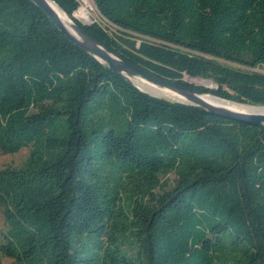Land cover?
<instances>
[{
    "label": "trees",
    "instance_id": "trees-1",
    "mask_svg": "<svg viewBox=\"0 0 264 264\" xmlns=\"http://www.w3.org/2000/svg\"><path fill=\"white\" fill-rule=\"evenodd\" d=\"M53 1L130 65L264 106V0H91L115 35ZM23 148L0 169V264H264V125L145 94L0 0V152Z\"/></svg>",
    "mask_w": 264,
    "mask_h": 264
},
{
    "label": "water",
    "instance_id": "water-1",
    "mask_svg": "<svg viewBox=\"0 0 264 264\" xmlns=\"http://www.w3.org/2000/svg\"><path fill=\"white\" fill-rule=\"evenodd\" d=\"M29 1L33 3L49 19V21L64 36H66L69 39L71 43L76 45L80 50L84 51L85 53L95 58L101 64L106 65L110 71L127 80L129 83H131L141 92L148 94L142 91L140 88H138L135 84H133L130 78L145 80L146 82H149L153 85L163 86L168 89L174 90L180 93L182 96H184L189 102V103H180V102H175V103L195 106L217 117L229 119L236 122H242L249 125H264V115L257 113L241 112L238 110L230 109L224 105L211 104L205 101L204 99H202V96L210 95V94L199 93L196 90H192L187 87L181 86L177 83L171 82L169 80L162 79L145 70H142L138 67H135L133 65H130L122 61L117 56L109 52L106 48H104L99 43H97L90 36H88L78 25H76V23H74V21L53 0H29ZM51 3L54 4L65 17H67V19L72 25L71 31L67 29L65 23L61 19V16L58 14L56 10L53 9ZM73 18L76 19L74 17V14H73ZM81 23L89 24L91 22L89 23L81 22ZM205 88H210V87L205 86ZM152 97L159 98L156 96H152ZM213 97L220 100H224L216 96ZM159 99H163V98H159Z\"/></svg>",
    "mask_w": 264,
    "mask_h": 264
},
{
    "label": "bare ground",
    "instance_id": "bare-ground-1",
    "mask_svg": "<svg viewBox=\"0 0 264 264\" xmlns=\"http://www.w3.org/2000/svg\"><path fill=\"white\" fill-rule=\"evenodd\" d=\"M51 5H52L53 9L56 10L58 12V14L61 16V19L65 23L67 29L71 31L72 25L69 22V20L67 19V17H65L54 4L51 3ZM89 15L90 14L88 12V9L84 6H80L74 13V17L81 22H88L89 21ZM130 80L132 81L133 84H135L142 91H144V92H146L152 96L163 98V99L168 100L170 102L189 103L188 100L184 96H182L180 93H178L174 90L168 89V88L163 87V86L153 85L149 82H146L145 80H139L137 78H130ZM200 83L203 85V87L204 86L209 87V85H211L212 82L208 81V80L201 79ZM202 99H204L205 101H207L211 104L224 105V106H226L230 109H233V110H238V111L247 112V113H257V114L264 115V107L251 106V105L237 103V102L220 100V99H217L211 95L202 96Z\"/></svg>",
    "mask_w": 264,
    "mask_h": 264
},
{
    "label": "rangeland",
    "instance_id": "rangeland-1",
    "mask_svg": "<svg viewBox=\"0 0 264 264\" xmlns=\"http://www.w3.org/2000/svg\"><path fill=\"white\" fill-rule=\"evenodd\" d=\"M79 1L81 3V6H84L88 9V12L90 14L88 23L92 22V21H97L103 27H105L112 35L121 34V33H118V31L115 27H113L112 25L107 23L100 16V14L95 9L91 0H79ZM79 22L81 23V21H79ZM126 37L133 39L131 36H126ZM255 71L260 72V73H264V68L255 69ZM200 80H201L200 78H190L187 75L183 76L184 82H186L192 86H195V87H203V85L200 83ZM209 87L210 88H207V89H216V86L213 83H211V85H209ZM204 88H205V86H204ZM260 107H264V106H260ZM28 158H29V149L28 148H23L14 154H7V153L0 152V169L6 168L8 166L14 167L17 169H21V168L25 167L26 163L28 162ZM171 179H172V177H171ZM171 179H170V181H171ZM7 230H8V222L6 221L5 216H4V209H3V207L0 206V242L2 241V238L5 235V233L7 232ZM11 262H12V260L7 259V258H3V260H2V264H10Z\"/></svg>",
    "mask_w": 264,
    "mask_h": 264
},
{
    "label": "built area",
    "instance_id": "built-area-1",
    "mask_svg": "<svg viewBox=\"0 0 264 264\" xmlns=\"http://www.w3.org/2000/svg\"><path fill=\"white\" fill-rule=\"evenodd\" d=\"M76 1L79 3V7H80V6H81V3H80V1H79V0H76ZM79 7H78V8H79ZM74 13H75V12H74ZM74 13H73V14H74Z\"/></svg>",
    "mask_w": 264,
    "mask_h": 264
}]
</instances>
